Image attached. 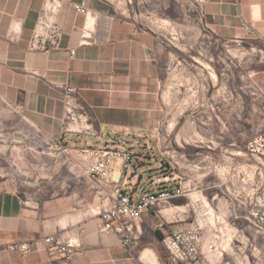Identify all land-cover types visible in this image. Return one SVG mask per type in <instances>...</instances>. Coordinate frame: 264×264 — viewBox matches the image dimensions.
I'll list each match as a JSON object with an SVG mask.
<instances>
[{
	"label": "crops",
	"instance_id": "1",
	"mask_svg": "<svg viewBox=\"0 0 264 264\" xmlns=\"http://www.w3.org/2000/svg\"><path fill=\"white\" fill-rule=\"evenodd\" d=\"M82 2L88 14L76 10ZM45 3L0 0V158L12 170L2 165L0 176H21L19 182L0 179V264H53L35 241L56 233L81 241L73 256L79 264H169L163 238L173 224H158L176 216L189 222V197L173 200L161 213L145 211L136 223L135 247L126 246L118 233L100 232L97 189L80 167L87 147L130 150L132 163L123 167L116 160L111 182L101 185L103 198L116 183L137 193L161 186L156 178L165 172L169 150H162L157 129L165 117L172 40L114 0H60L59 47L29 51ZM200 9L216 36L251 45L258 58L249 77L264 93V0H201ZM62 84L77 89L95 134L72 128ZM19 242L32 249H8Z\"/></svg>",
	"mask_w": 264,
	"mask_h": 264
},
{
	"label": "rangeland",
	"instance_id": "2",
	"mask_svg": "<svg viewBox=\"0 0 264 264\" xmlns=\"http://www.w3.org/2000/svg\"><path fill=\"white\" fill-rule=\"evenodd\" d=\"M114 1L172 40L165 117L157 133L162 150L185 155L190 166L180 160L172 169L164 160L162 168L205 198L212 221L220 217L236 233L239 239L223 264H264V93L249 77L258 57L249 43L211 32L200 0ZM2 165L12 171L3 154Z\"/></svg>",
	"mask_w": 264,
	"mask_h": 264
},
{
	"label": "built area",
	"instance_id": "3",
	"mask_svg": "<svg viewBox=\"0 0 264 264\" xmlns=\"http://www.w3.org/2000/svg\"><path fill=\"white\" fill-rule=\"evenodd\" d=\"M58 1L53 11L47 13L44 7L42 8L29 43V51L49 53L59 47L64 27L58 22L60 0ZM75 7L78 12L89 13L85 2ZM200 13L203 16L201 9ZM248 28L250 33L258 35L252 26ZM71 55H74V50L71 51ZM62 87L65 89L66 116L72 128L78 132L86 131L95 134V129L89 125L87 108L76 95L77 89L69 84H62ZM67 128H70V125ZM84 153L87 154V159L80 167V171L82 176L94 181L97 189L96 197L99 198L97 208L102 220L100 232L118 233L124 245L135 247L138 239L136 223L145 211L152 209L161 213V210L173 200L189 197L192 213V219L189 222L176 216L171 222L163 217L158 224V227L162 228L167 223L173 224L163 238L170 253L169 264H219L225 260V255L234 249L235 241L239 239L236 233L226 229L228 223L225 224L226 222L220 217L212 221L205 198L199 193H192L191 185L179 180L178 175L173 171L163 172L156 178L160 187L139 193L127 190L121 184L116 183L105 200L101 185L111 182L116 160H121L123 167H128L132 163L133 153L130 150L108 146L87 147ZM180 160L185 162L186 166H190L185 155L177 156L175 150L169 149L168 162L172 169L180 166ZM172 181L177 183L170 184ZM208 238H210L209 241H207ZM35 242L42 245L53 264H79L73 261V256L82 244L80 240L73 241L64 233H56L38 238ZM205 244H207L206 249ZM7 247L10 250L27 253L32 249V243H11Z\"/></svg>",
	"mask_w": 264,
	"mask_h": 264
},
{
	"label": "bare ground",
	"instance_id": "4",
	"mask_svg": "<svg viewBox=\"0 0 264 264\" xmlns=\"http://www.w3.org/2000/svg\"><path fill=\"white\" fill-rule=\"evenodd\" d=\"M57 0H47L44 5V10L48 13L49 11H53L56 8ZM213 77L217 78L216 73H213Z\"/></svg>",
	"mask_w": 264,
	"mask_h": 264
}]
</instances>
